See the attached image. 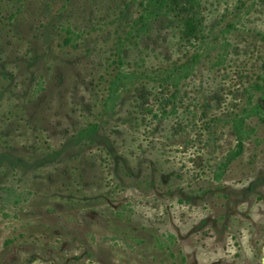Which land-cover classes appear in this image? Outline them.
<instances>
[{
  "label": "rangeland",
  "instance_id": "374dc122",
  "mask_svg": "<svg viewBox=\"0 0 264 264\" xmlns=\"http://www.w3.org/2000/svg\"><path fill=\"white\" fill-rule=\"evenodd\" d=\"M153 1L0 0V264H264V0Z\"/></svg>",
  "mask_w": 264,
  "mask_h": 264
},
{
  "label": "trees",
  "instance_id": "16d2710c",
  "mask_svg": "<svg viewBox=\"0 0 264 264\" xmlns=\"http://www.w3.org/2000/svg\"><path fill=\"white\" fill-rule=\"evenodd\" d=\"M151 2L153 0H150ZM166 1L169 2L171 0H158V5L152 10H145V14L141 16V19L148 20L147 18L154 16L155 14H158L162 7L166 4ZM177 1V0H175ZM182 3L183 6H187L189 10L196 9L199 5V0H178ZM154 2V1H153ZM186 27V26H185ZM184 27V28H185ZM185 34L191 33L193 31V28L190 26H187ZM196 57V56H195ZM191 66L181 65L178 67V71L184 72L185 74L188 73ZM176 78V77H175ZM131 79V76L127 73H124L123 71H116L115 74L112 76L108 83L107 87V94L106 99H104V107L110 111L113 109L116 103V98L118 97V93L120 89L123 87L125 82L129 81ZM262 82H264V73H262V77H260V82L254 83L248 90H245L246 92V98L252 99L253 94L252 91H262ZM179 81L177 79L173 80V87H177ZM256 111V114L259 115L260 109L257 105H253L249 108H243L241 109L239 114H234L231 117H229L228 124L231 130V133L234 137V147L230 149L221 159V161L216 166V170L213 173V177L215 180H219L224 172L227 170L228 166L235 161L243 152L245 141L248 140L252 133L254 132V129L252 127H248L246 125L247 120L252 116L253 111ZM96 130L95 125H90L85 130L86 134H90Z\"/></svg>",
  "mask_w": 264,
  "mask_h": 264
}]
</instances>
